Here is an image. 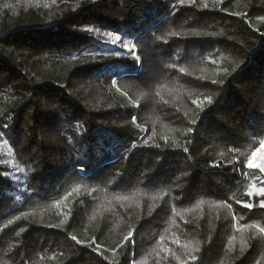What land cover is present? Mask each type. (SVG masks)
<instances>
[{"label": "trees", "instance_id": "16d2710c", "mask_svg": "<svg viewBox=\"0 0 264 264\" xmlns=\"http://www.w3.org/2000/svg\"><path fill=\"white\" fill-rule=\"evenodd\" d=\"M263 143L264 0H0V264H264Z\"/></svg>", "mask_w": 264, "mask_h": 264}, {"label": "snow or ice", "instance_id": "6c2138e0", "mask_svg": "<svg viewBox=\"0 0 264 264\" xmlns=\"http://www.w3.org/2000/svg\"><path fill=\"white\" fill-rule=\"evenodd\" d=\"M125 47L127 48V45H125ZM130 51V50H129ZM117 55H119V53H117ZM256 156H257V152H253L252 153V158L249 159L248 161V167L249 168H253V167H261V170L264 171V166H260V165H257L256 164ZM255 191L261 193V194H264V189H255ZM251 194V193H249ZM246 207H249L251 208L252 205L249 204V205H245ZM261 207H264V202L261 203ZM73 239H75V237H73Z\"/></svg>", "mask_w": 264, "mask_h": 264}, {"label": "bare ground", "instance_id": "6f19581e", "mask_svg": "<svg viewBox=\"0 0 264 264\" xmlns=\"http://www.w3.org/2000/svg\"><path fill=\"white\" fill-rule=\"evenodd\" d=\"M264 158V143L257 152L256 160Z\"/></svg>", "mask_w": 264, "mask_h": 264}, {"label": "rangeland", "instance_id": "374dc122", "mask_svg": "<svg viewBox=\"0 0 264 264\" xmlns=\"http://www.w3.org/2000/svg\"><path fill=\"white\" fill-rule=\"evenodd\" d=\"M262 145H263V144H262ZM260 147H261V146H260ZM259 149H260V148H259ZM259 149H258V150H259ZM257 152H258V151H257ZM251 156H252V155H251ZM251 156H250V157H251ZM250 157H249V159H250ZM249 159H248V161H249ZM248 161L246 162V166H247V167H248ZM256 164H257V165H260V164H261L262 166H264V158H261V159L256 160ZM248 168H249V167H248Z\"/></svg>", "mask_w": 264, "mask_h": 264}]
</instances>
